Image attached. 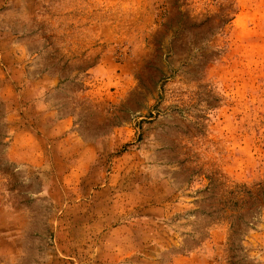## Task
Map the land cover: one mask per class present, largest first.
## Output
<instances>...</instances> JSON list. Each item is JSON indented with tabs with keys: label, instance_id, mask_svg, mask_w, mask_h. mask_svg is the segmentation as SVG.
Here are the masks:
<instances>
[{
	"label": "rangeland",
	"instance_id": "374dc122",
	"mask_svg": "<svg viewBox=\"0 0 264 264\" xmlns=\"http://www.w3.org/2000/svg\"><path fill=\"white\" fill-rule=\"evenodd\" d=\"M0 264H264V0H0Z\"/></svg>",
	"mask_w": 264,
	"mask_h": 264
}]
</instances>
